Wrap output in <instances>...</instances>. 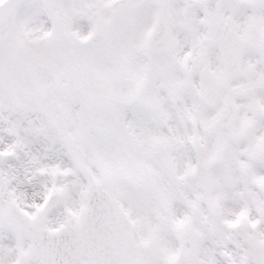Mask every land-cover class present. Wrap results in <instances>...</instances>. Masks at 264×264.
Listing matches in <instances>:
<instances>
[{
  "label": "snow or ice",
  "instance_id": "1",
  "mask_svg": "<svg viewBox=\"0 0 264 264\" xmlns=\"http://www.w3.org/2000/svg\"><path fill=\"white\" fill-rule=\"evenodd\" d=\"M0 264H264V0H0Z\"/></svg>",
  "mask_w": 264,
  "mask_h": 264
}]
</instances>
